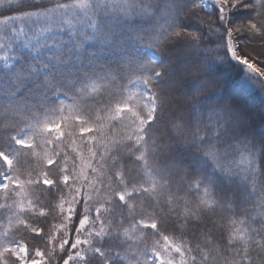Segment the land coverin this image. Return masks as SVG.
Listing matches in <instances>:
<instances>
[{
	"label": "snow or ice",
	"instance_id": "obj_1",
	"mask_svg": "<svg viewBox=\"0 0 264 264\" xmlns=\"http://www.w3.org/2000/svg\"><path fill=\"white\" fill-rule=\"evenodd\" d=\"M232 62L264 95V0H0V264H264Z\"/></svg>",
	"mask_w": 264,
	"mask_h": 264
},
{
	"label": "trees",
	"instance_id": "obj_2",
	"mask_svg": "<svg viewBox=\"0 0 264 264\" xmlns=\"http://www.w3.org/2000/svg\"><path fill=\"white\" fill-rule=\"evenodd\" d=\"M233 66L228 65H220L218 67H214L211 72L208 74L210 78H220L222 80H225L231 84L233 89L240 92L242 96L247 100L248 105L254 109H264V95H261L260 89L255 82V78H253L249 74H245L243 66L235 64V62H232ZM124 83H127L126 81ZM135 90V89H130ZM217 99L221 100L222 102L226 101L227 98L224 97L223 93L217 94ZM51 147V146H49ZM36 160L33 158V165H36ZM41 167L44 165L41 164ZM40 195L41 200L43 201L44 195L43 193H38ZM48 199H51V197H48ZM6 221V217L4 218ZM32 222H37V217L35 215L32 216ZM49 224L54 223V221L49 220ZM15 227V225H14ZM34 233H23V236H34ZM17 240L22 239V236H17ZM31 244V241H29ZM39 247L43 248L44 245L41 244Z\"/></svg>",
	"mask_w": 264,
	"mask_h": 264
}]
</instances>
